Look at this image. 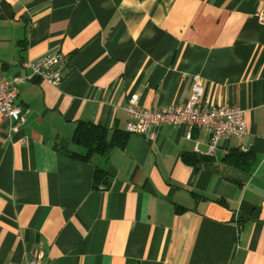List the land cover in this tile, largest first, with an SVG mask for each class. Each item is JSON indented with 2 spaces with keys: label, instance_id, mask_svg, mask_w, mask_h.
Returning <instances> with one entry per match:
<instances>
[{
  "label": "crops",
  "instance_id": "0c3cea01",
  "mask_svg": "<svg viewBox=\"0 0 264 264\" xmlns=\"http://www.w3.org/2000/svg\"><path fill=\"white\" fill-rule=\"evenodd\" d=\"M256 0H0V77L63 53L61 84H18L24 123L0 113V264H264V23ZM240 108L243 137L154 127L88 161L79 123L126 132V108ZM191 138H188V135ZM255 152L250 170L225 163ZM209 156L200 169L185 155ZM96 168L111 177L93 189Z\"/></svg>",
  "mask_w": 264,
  "mask_h": 264
},
{
  "label": "built area",
  "instance_id": "2783aa9c",
  "mask_svg": "<svg viewBox=\"0 0 264 264\" xmlns=\"http://www.w3.org/2000/svg\"><path fill=\"white\" fill-rule=\"evenodd\" d=\"M256 1L264 5V0ZM257 16L264 23V6L257 12ZM70 65L71 60L68 55L49 54L37 61L23 63L22 68L30 70L27 76L17 75L12 80H4L0 77V113L4 118L15 121L14 131H19V126L25 120V109L18 104V84L39 78L58 86L69 72ZM202 97L203 88L195 83L192 86L191 95L183 105L155 112L140 108L136 97H132L126 108L128 116L126 132L142 135L151 140L154 138L151 132L154 127L187 125L190 129H204L211 135L207 155L213 156L222 139L246 135L247 123L240 108L230 105L208 108L202 105ZM188 138H191L190 134ZM28 264H39V255L35 253V258Z\"/></svg>",
  "mask_w": 264,
  "mask_h": 264
},
{
  "label": "trees",
  "instance_id": "16d2710c",
  "mask_svg": "<svg viewBox=\"0 0 264 264\" xmlns=\"http://www.w3.org/2000/svg\"><path fill=\"white\" fill-rule=\"evenodd\" d=\"M130 135L127 132L117 131L112 138H109L108 129L101 127L93 123H79L75 134L73 136V142L77 146H81L87 150L85 155H79L60 149V152L72 158L88 161V159L94 154H101L108 156V154L115 147H123L126 143L127 136ZM247 151V150H246ZM245 151V152H246ZM209 156H202L198 154L185 155L184 160L196 169L207 163ZM255 152L247 151L246 153L234 150L231 151L224 159L225 163L239 167L244 170H250L255 162ZM111 177L101 168H96L93 176V189H102L108 191L111 186Z\"/></svg>",
  "mask_w": 264,
  "mask_h": 264
},
{
  "label": "rangeland",
  "instance_id": "374dc122",
  "mask_svg": "<svg viewBox=\"0 0 264 264\" xmlns=\"http://www.w3.org/2000/svg\"><path fill=\"white\" fill-rule=\"evenodd\" d=\"M143 109V108H142ZM151 111V110H150ZM153 112H155V111H153ZM245 136V135H244ZM235 137H237V136H235ZM243 137V136H242Z\"/></svg>",
  "mask_w": 264,
  "mask_h": 264
},
{
  "label": "bare ground",
  "instance_id": "6f19581e",
  "mask_svg": "<svg viewBox=\"0 0 264 264\" xmlns=\"http://www.w3.org/2000/svg\"><path fill=\"white\" fill-rule=\"evenodd\" d=\"M203 88V87H202ZM203 93H204V89H203Z\"/></svg>",
  "mask_w": 264,
  "mask_h": 264
}]
</instances>
